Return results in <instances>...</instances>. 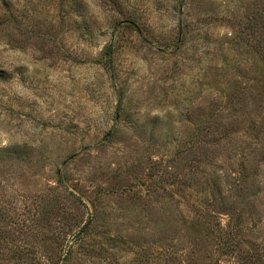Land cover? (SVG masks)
<instances>
[{
  "label": "rangeland",
  "instance_id": "374dc122",
  "mask_svg": "<svg viewBox=\"0 0 264 264\" xmlns=\"http://www.w3.org/2000/svg\"><path fill=\"white\" fill-rule=\"evenodd\" d=\"M0 264H264V0H0Z\"/></svg>",
  "mask_w": 264,
  "mask_h": 264
}]
</instances>
